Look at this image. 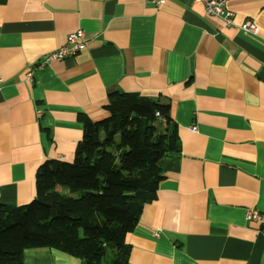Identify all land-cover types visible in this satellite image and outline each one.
I'll return each mask as SVG.
<instances>
[{
  "label": "crops",
  "instance_id": "0c3cea01",
  "mask_svg": "<svg viewBox=\"0 0 264 264\" xmlns=\"http://www.w3.org/2000/svg\"><path fill=\"white\" fill-rule=\"evenodd\" d=\"M226 7L232 27L193 0H0V204L29 203L40 166L72 162L107 116V94L134 93L169 106L181 151L158 161L127 264H264L262 226L245 220L264 215V0ZM76 29L83 49L25 81ZM22 264L80 261L42 248Z\"/></svg>",
  "mask_w": 264,
  "mask_h": 264
},
{
  "label": "trees",
  "instance_id": "16d2710c",
  "mask_svg": "<svg viewBox=\"0 0 264 264\" xmlns=\"http://www.w3.org/2000/svg\"><path fill=\"white\" fill-rule=\"evenodd\" d=\"M105 110L86 124L72 162L40 166L29 203L0 204V264H22L25 250L42 248L80 264H127L125 236L154 197L158 161L181 146L167 104L111 91Z\"/></svg>",
  "mask_w": 264,
  "mask_h": 264
},
{
  "label": "built area",
  "instance_id": "2783aa9c",
  "mask_svg": "<svg viewBox=\"0 0 264 264\" xmlns=\"http://www.w3.org/2000/svg\"><path fill=\"white\" fill-rule=\"evenodd\" d=\"M155 7H158L166 2V0H148ZM194 2L200 3L203 7L204 13L211 17L220 18L225 26L232 27V13L227 9L226 5L229 0H193ZM252 35L257 33V27L251 20L244 21L241 25L236 27ZM84 47L83 43V32L81 29L71 31L66 36V41L63 46L49 52L39 62L29 66L25 73V81L31 82L35 71L42 70L49 64L55 61H61L67 57L75 55L80 52ZM2 85V79L0 78V87ZM42 112L36 111V117L40 118ZM158 115L157 113L155 114ZM192 131H196L195 127H191ZM245 220L258 222L262 226V234L264 235V215L261 214L255 208H248L245 211Z\"/></svg>",
  "mask_w": 264,
  "mask_h": 264
},
{
  "label": "rangeland",
  "instance_id": "374dc122",
  "mask_svg": "<svg viewBox=\"0 0 264 264\" xmlns=\"http://www.w3.org/2000/svg\"><path fill=\"white\" fill-rule=\"evenodd\" d=\"M98 264H100V263H98Z\"/></svg>",
  "mask_w": 264,
  "mask_h": 264
}]
</instances>
